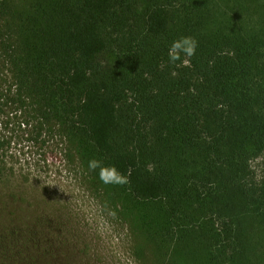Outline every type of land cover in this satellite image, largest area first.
Instances as JSON below:
<instances>
[{
  "label": "trees",
  "instance_id": "1",
  "mask_svg": "<svg viewBox=\"0 0 264 264\" xmlns=\"http://www.w3.org/2000/svg\"><path fill=\"white\" fill-rule=\"evenodd\" d=\"M53 134L151 264H264V0H0V180Z\"/></svg>",
  "mask_w": 264,
  "mask_h": 264
},
{
  "label": "rangeland",
  "instance_id": "2",
  "mask_svg": "<svg viewBox=\"0 0 264 264\" xmlns=\"http://www.w3.org/2000/svg\"><path fill=\"white\" fill-rule=\"evenodd\" d=\"M51 136L29 141L27 164L0 180V264H151L129 198L95 184L67 155L74 146ZM252 166L264 175V158Z\"/></svg>",
  "mask_w": 264,
  "mask_h": 264
},
{
  "label": "clouds",
  "instance_id": "3",
  "mask_svg": "<svg viewBox=\"0 0 264 264\" xmlns=\"http://www.w3.org/2000/svg\"><path fill=\"white\" fill-rule=\"evenodd\" d=\"M198 41L191 36H183L172 42L168 56L171 63H175L181 60V54L185 57H191L195 55ZM187 65L188 61H183ZM90 169L99 168V179L105 184H124L127 183V177L122 175L115 166H102L98 160H90L88 164Z\"/></svg>",
  "mask_w": 264,
  "mask_h": 264
}]
</instances>
